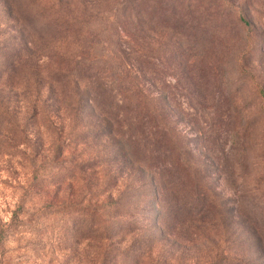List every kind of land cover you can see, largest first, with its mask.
Listing matches in <instances>:
<instances>
[{"label": "rangeland", "instance_id": "374dc122", "mask_svg": "<svg viewBox=\"0 0 264 264\" xmlns=\"http://www.w3.org/2000/svg\"><path fill=\"white\" fill-rule=\"evenodd\" d=\"M181 1L187 2L0 0V61L19 59L44 82L41 99H48L53 126L70 150L68 160L80 155L93 159L92 172L84 178L76 176L47 190L45 195L53 201L74 198L76 186L86 180L97 187L106 181L113 184L118 171L117 165L108 163L107 138L96 142L80 135L71 138L72 114L65 105L53 102V95L61 90L49 82L47 73L59 67L55 53L60 47L81 55L91 73L107 81L123 76V68L117 65H125L129 95L134 85L160 96L174 137L167 143L171 151H164L153 172L160 171L165 179L168 172L176 184L162 180L163 195L155 199L151 175L145 171L137 176L131 168L121 171L122 178L128 175L129 218L109 216L115 223V237L106 264H264V0H215L225 20L210 22L209 33L196 37L183 36L186 27L172 11L184 7ZM165 5L174 17L164 14ZM54 12L67 14L74 23L75 31L64 41L50 35L54 25L49 17ZM193 24L196 28L195 19ZM17 36L23 39L20 47ZM189 47L198 50L200 58L180 61L177 52ZM122 95L117 94V99ZM76 119L80 133L96 121L84 112ZM30 123L27 140L36 142L33 146L41 158H49L54 134L44 129L35 140V127L43 121ZM25 147L21 144L19 149L30 153ZM29 177L25 158L0 154V226L19 205L21 187ZM140 183L145 188H135ZM43 192L35 189L24 198L26 223L0 240V264L97 263L93 244L69 237L65 248L54 251L59 245L54 240L60 237L50 236V224H40L44 218L26 221L49 205ZM109 193L115 194L112 190L106 196ZM30 224L44 232L33 233Z\"/></svg>", "mask_w": 264, "mask_h": 264}, {"label": "trees", "instance_id": "16d2710c", "mask_svg": "<svg viewBox=\"0 0 264 264\" xmlns=\"http://www.w3.org/2000/svg\"><path fill=\"white\" fill-rule=\"evenodd\" d=\"M214 2L215 0H187L186 4L181 1L184 7L181 8L179 5V11L172 9L180 21L181 27H186L187 32L183 36L207 35L210 22L225 20V16L218 11ZM134 4L139 6L137 2ZM164 12L165 15L170 14L166 5ZM239 18L242 20L241 16ZM136 19L142 20L140 17ZM194 19L197 23L196 28L193 24ZM49 20L50 24L54 25L50 35L55 41H64L70 31H75L72 30L74 23L68 19L67 14L59 15L54 12ZM22 36L25 40L26 36L24 34ZM18 38L20 47L23 39ZM25 45H27V41ZM57 52L59 54L55 53V60L59 67L57 70L49 71L47 77L51 84H56L61 90L58 95H53V102L59 106L65 105L72 114L71 127L73 131L72 137H69L77 139L80 135L90 138L93 142L102 137L107 138L108 163L111 166L115 164L118 168L115 173L116 181L113 184L110 183L111 181H106L103 187L101 185L97 187L93 185L92 181L86 180L83 185L76 186L77 195L65 201H53L52 196L45 195L53 185H61L64 181H69L76 176L82 175L84 178L88 172H92L90 171L93 169L90 167V162L93 159L90 157L83 159L80 155L79 159L68 160L71 156L70 150L65 146V142L60 140L53 126L48 114V99H41L44 82L40 81L39 76L26 63H21L19 59L14 61L16 58L6 61L3 57L0 61L2 64H0V154L14 155L17 153L19 158H25L30 177L24 184V188L21 187L22 197L16 210L12 212L9 220L0 226V240L5 239L11 229L22 227L26 223L23 221L25 215L22 210L26 204L24 198L27 194L34 192L35 189L37 193L41 194L44 190L43 194L49 205L37 209L28 216L26 221L29 223L31 217L36 221L39 218H44L45 222H40V224H50L48 226L50 236L52 238L53 236L60 237V239L54 240V243L59 241V245L55 246L54 251H58L62 247L65 248L66 239L70 237L78 242L93 244L94 254L97 259L99 258L94 264H106L115 237V223L109 216L129 218L128 175L126 178H122L121 171L135 169L137 176L144 175L146 171V175H151L150 188L153 187L155 190V192H151V195L155 199L162 197V190L165 186L162 180L176 183L174 180H170L171 174L168 172L166 174L168 179H165L160 171L154 174L153 168L156 167L155 164L160 160L164 151H171L167 143L173 142L174 130L172 126L169 127L168 121H165L160 96L148 95L134 85L131 86L132 93L129 95V70H125V65L124 67L121 63L117 65V68H123L121 71L123 76H117L114 80L107 81L99 73L92 74L90 65L83 60L81 55L78 56L77 53H73L66 47H60ZM177 56L180 61L185 58L193 61L200 58L201 53L189 47L187 50L178 51ZM138 62L142 66V61L138 60ZM135 69L140 71L138 67ZM120 93L123 95L121 99H117V94L119 96ZM20 95L23 98L20 99ZM80 112L96 117V121L89 123L90 127L81 133L78 132L76 122ZM171 114L173 113L171 112ZM38 118L43 123L35 127L34 139L37 140L38 134L44 129L55 136L54 149L49 158H41L39 151L33 146L36 142L29 143L30 141L27 140L26 131L31 126L30 122ZM175 139L177 140V137ZM21 144L29 146L31 152L25 153V150L19 149ZM107 185H110L109 188H106ZM135 186L139 189L145 188L143 183ZM112 190L115 194L109 193L106 196V193ZM49 208L51 211L48 210ZM46 212H49L48 216ZM51 217H53L52 221L47 222L46 219L49 220ZM125 222L128 225H124L123 228L127 230L129 222L128 220ZM30 225L33 227V233L44 232V229L39 230L35 228L38 226Z\"/></svg>", "mask_w": 264, "mask_h": 264}]
</instances>
